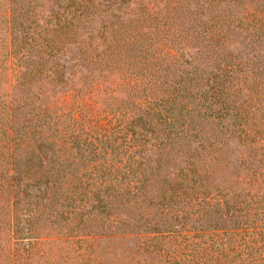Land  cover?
Wrapping results in <instances>:
<instances>
[{
	"label": "trees",
	"instance_id": "1",
	"mask_svg": "<svg viewBox=\"0 0 264 264\" xmlns=\"http://www.w3.org/2000/svg\"><path fill=\"white\" fill-rule=\"evenodd\" d=\"M0 264H264V0H0Z\"/></svg>",
	"mask_w": 264,
	"mask_h": 264
},
{
	"label": "rangeland",
	"instance_id": "2",
	"mask_svg": "<svg viewBox=\"0 0 264 264\" xmlns=\"http://www.w3.org/2000/svg\"><path fill=\"white\" fill-rule=\"evenodd\" d=\"M123 11L128 12L129 10H128V8H124ZM234 49H235V51L239 50V47H235ZM76 69H77L76 76L79 78L80 74L83 73V69L80 67H76ZM70 70H72V69H70ZM229 146L232 150V153H231L232 154L231 155L232 160L236 162L239 159V157L241 156V154L243 153V147L238 144V141L236 138H232L230 140Z\"/></svg>",
	"mask_w": 264,
	"mask_h": 264
}]
</instances>
